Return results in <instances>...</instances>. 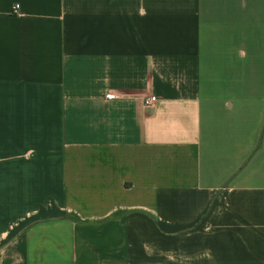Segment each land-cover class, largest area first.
Listing matches in <instances>:
<instances>
[{
	"label": "crops",
	"instance_id": "0c3cea01",
	"mask_svg": "<svg viewBox=\"0 0 264 264\" xmlns=\"http://www.w3.org/2000/svg\"><path fill=\"white\" fill-rule=\"evenodd\" d=\"M0 264H264V0H0Z\"/></svg>",
	"mask_w": 264,
	"mask_h": 264
},
{
	"label": "built area",
	"instance_id": "2783aa9c",
	"mask_svg": "<svg viewBox=\"0 0 264 264\" xmlns=\"http://www.w3.org/2000/svg\"><path fill=\"white\" fill-rule=\"evenodd\" d=\"M18 4H15L14 5V7H13V12H17V10H18ZM156 96L155 95H150V96H148V97H146L145 99H144V104H149V103H151V102H153V101H155L156 100Z\"/></svg>",
	"mask_w": 264,
	"mask_h": 264
}]
</instances>
